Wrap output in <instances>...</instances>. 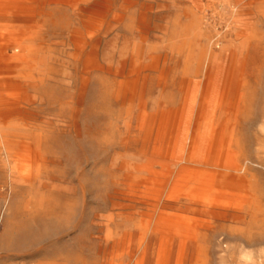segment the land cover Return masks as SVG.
<instances>
[{
  "label": "rangeland",
  "instance_id": "374dc122",
  "mask_svg": "<svg viewBox=\"0 0 264 264\" xmlns=\"http://www.w3.org/2000/svg\"><path fill=\"white\" fill-rule=\"evenodd\" d=\"M0 264H264V0H0Z\"/></svg>",
  "mask_w": 264,
  "mask_h": 264
},
{
  "label": "crops",
  "instance_id": "0c3cea01",
  "mask_svg": "<svg viewBox=\"0 0 264 264\" xmlns=\"http://www.w3.org/2000/svg\"><path fill=\"white\" fill-rule=\"evenodd\" d=\"M202 141L203 140H201V142H200L199 148H201ZM226 147H227V142H226V138H225V145H224V147L222 148V151H221V153H222V162H221V165L220 166H213V165L206 164V163L203 162L205 165H207L209 167H214L216 170H220L223 173V176L224 177L227 176V175H230V173L232 171H237L238 170V167L237 166H235V167H229V166H227V162L226 161L228 159V155L224 154L225 152L223 151L224 148H226ZM206 152H208V148H206Z\"/></svg>",
  "mask_w": 264,
  "mask_h": 264
},
{
  "label": "bare ground",
  "instance_id": "6f19581e",
  "mask_svg": "<svg viewBox=\"0 0 264 264\" xmlns=\"http://www.w3.org/2000/svg\"><path fill=\"white\" fill-rule=\"evenodd\" d=\"M205 139V138H204ZM204 143V142H203ZM183 162V161H182ZM227 166H229V167H235V166H233V165H230V164H227ZM229 175H227V176H223L224 178H227Z\"/></svg>",
  "mask_w": 264,
  "mask_h": 264
}]
</instances>
